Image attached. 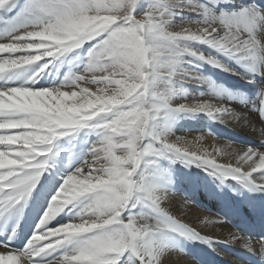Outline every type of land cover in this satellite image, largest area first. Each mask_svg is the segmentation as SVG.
Wrapping results in <instances>:
<instances>
[{"label":"snow or ice","instance_id":"obj_1","mask_svg":"<svg viewBox=\"0 0 264 264\" xmlns=\"http://www.w3.org/2000/svg\"><path fill=\"white\" fill-rule=\"evenodd\" d=\"M205 66L252 88L217 85ZM201 116L258 132V146L209 151L176 133ZM177 165L206 177L193 192L259 228L212 212L205 223L232 229L221 241L179 219L165 206ZM45 202L25 239L26 212ZM236 242L264 264V5L0 0V264H165L187 245Z\"/></svg>","mask_w":264,"mask_h":264},{"label":"bare ground","instance_id":"obj_2","mask_svg":"<svg viewBox=\"0 0 264 264\" xmlns=\"http://www.w3.org/2000/svg\"><path fill=\"white\" fill-rule=\"evenodd\" d=\"M241 3H247L248 0H240ZM258 3L264 5V0H257ZM204 74L215 82L217 85L223 86L231 90H251L252 86L247 85L245 81L240 80L238 77L229 76L226 73L219 72L205 66L203 69ZM193 94H197L199 91H208V89H197L195 85L191 87ZM242 107V106H238ZM246 110V109H245ZM262 125H258L260 127ZM209 128L220 138L209 135L207 132ZM175 131L178 135H188L189 139L195 140L199 136H203V147H206L209 151H212L214 147L223 146L227 140L234 141L239 144H251L258 146L259 134L258 132H252L248 128L240 127L236 124H229L227 127L219 124H212L206 116H201L198 119H179L175 125ZM203 132V133H202ZM218 162L226 163L227 157H217ZM234 163V161H233ZM176 175L178 177L179 192L176 196H173L168 202L166 207L174 215H176L183 222L188 223L190 226L196 228L203 235L211 236L213 239L227 241L230 231L232 229L220 224V223H205V217L209 220H219L220 218L213 215L212 212L220 213L229 221L233 226L239 228L241 231H249L252 228H259L258 218H251L247 224L242 223L241 218L235 215L232 210L222 205V203L211 197L202 188L193 192V187L200 180L206 177L200 170L192 169L189 173L188 170L183 169L179 165L176 166ZM182 195H189L198 204L195 206L191 202H185ZM225 198L233 202V204L240 206V202L236 198L232 197L230 193H225ZM45 207L37 209L32 206V210L26 212L25 220L21 224V229L27 236L31 235L32 229L35 227L36 221L40 218L36 215L37 210L42 215V212L46 210ZM67 219L65 214L57 217L52 223L56 224L57 221L63 222ZM16 246H20L18 243ZM187 254L172 252L165 258V264H192L195 260L196 264H260L259 258L253 256L250 253L241 249L239 242L227 245L225 243L218 244L216 251H212L210 248L204 245H187Z\"/></svg>","mask_w":264,"mask_h":264}]
</instances>
